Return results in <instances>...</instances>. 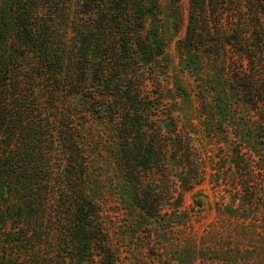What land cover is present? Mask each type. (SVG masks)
<instances>
[{
    "label": "trees",
    "instance_id": "obj_1",
    "mask_svg": "<svg viewBox=\"0 0 264 264\" xmlns=\"http://www.w3.org/2000/svg\"><path fill=\"white\" fill-rule=\"evenodd\" d=\"M158 1L88 0L101 15L97 28L112 31L104 36L78 20L76 0H0V264H117L94 190L103 166L92 167L84 144L93 138L105 157L109 128L131 201L144 213L171 205L162 197L170 152L180 153L183 187H194L203 172L197 149L166 135L165 120L178 117L169 55L146 30ZM178 50L198 97L213 101L208 114L245 110L256 118L251 139L264 146V0H189ZM240 148L251 199V154Z\"/></svg>",
    "mask_w": 264,
    "mask_h": 264
},
{
    "label": "rangeland",
    "instance_id": "obj_2",
    "mask_svg": "<svg viewBox=\"0 0 264 264\" xmlns=\"http://www.w3.org/2000/svg\"><path fill=\"white\" fill-rule=\"evenodd\" d=\"M87 3L76 0L78 20L86 18L98 34H111L108 28H97L101 15L86 9ZM188 9L189 0H159L146 30L159 35L169 55L167 83L178 117L165 120L169 125L166 135L177 143L193 144L202 159L203 172L194 179V187L186 190V171L175 158L180 153L170 152L169 191L162 197L171 205L165 204L158 216H150L131 201L121 153L109 128V149H102L105 157L98 155L101 149L94 147L93 138L84 142L95 159L92 167L103 166L98 173V169L93 172L95 195L104 206L117 264H264V146L251 139H255L256 118L243 109L239 115L244 117L208 114L213 101L208 98L209 104L198 97L196 75L186 68L178 50L179 40L187 34ZM178 87L182 97L174 93ZM250 128L252 136L247 133ZM240 143L252 157L248 159L253 166L255 196L251 199L243 191V176L237 166V161H242ZM188 156L184 155V163Z\"/></svg>",
    "mask_w": 264,
    "mask_h": 264
}]
</instances>
